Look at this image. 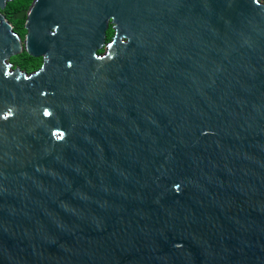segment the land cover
<instances>
[{"label":"water","instance_id":"water-1","mask_svg":"<svg viewBox=\"0 0 264 264\" xmlns=\"http://www.w3.org/2000/svg\"><path fill=\"white\" fill-rule=\"evenodd\" d=\"M25 28L30 75L0 17V264H264V4L34 0Z\"/></svg>","mask_w":264,"mask_h":264},{"label":"flooded vegetation","instance_id":"flooded-vegetation-1","mask_svg":"<svg viewBox=\"0 0 264 264\" xmlns=\"http://www.w3.org/2000/svg\"><path fill=\"white\" fill-rule=\"evenodd\" d=\"M33 2L34 0H11L6 1L3 8L0 7V17H2L10 26L12 34L19 39L20 44V51L10 56L7 63L11 66V70H17L21 73H25L26 75L33 74L40 70L42 63L44 64L45 62L44 55L43 58H34L25 50L24 40L27 33L25 23L27 13ZM258 2L264 4V0H258ZM114 36L115 23H113V18L110 17L107 20L103 48L97 52L98 54H102L104 52L106 46L113 41ZM38 64L39 66L37 68L28 71V69Z\"/></svg>","mask_w":264,"mask_h":264},{"label":"trees","instance_id":"trees-1","mask_svg":"<svg viewBox=\"0 0 264 264\" xmlns=\"http://www.w3.org/2000/svg\"><path fill=\"white\" fill-rule=\"evenodd\" d=\"M39 66V64L38 65H36V66H33L32 68H30V69H28V71H30L31 69H35V68H37Z\"/></svg>","mask_w":264,"mask_h":264}]
</instances>
